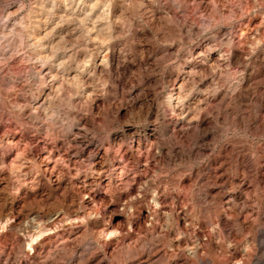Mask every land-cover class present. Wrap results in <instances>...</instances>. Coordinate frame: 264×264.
<instances>
[{
	"label": "clouds",
	"instance_id": "obj_1",
	"mask_svg": "<svg viewBox=\"0 0 264 264\" xmlns=\"http://www.w3.org/2000/svg\"><path fill=\"white\" fill-rule=\"evenodd\" d=\"M244 33L264 0H0V264L264 261V64L178 86Z\"/></svg>",
	"mask_w": 264,
	"mask_h": 264
},
{
	"label": "rangeland",
	"instance_id": "obj_2",
	"mask_svg": "<svg viewBox=\"0 0 264 264\" xmlns=\"http://www.w3.org/2000/svg\"><path fill=\"white\" fill-rule=\"evenodd\" d=\"M10 14H11V19L13 21H15L17 19V14L23 15L22 12L17 13V7L15 5L10 10ZM249 27H252V25H249ZM220 31L222 33H224V32H227L228 29L225 27L223 29H220ZM253 34H254V36H256L255 33H252V36H253ZM247 37H248L247 42L241 41L240 46L238 48L232 47L231 55L227 59V61L230 62L229 63L230 66H227L226 68H222L223 69L222 71L220 69H219V71H217L218 69L215 68L213 66V64H214L216 58L221 56V54L224 55V51L227 50V45H228L227 40H225V49L224 50L217 48L214 51H208L210 46L212 47V44H208L207 42H205L204 44L199 45V46H198V42L191 44L184 52H181V60L177 61V63L179 64V67H180L179 75L181 76V80L179 81L178 86L182 85L186 78L192 76V75H190V74H193L191 71L193 69L192 67H194V68L198 67V68H195V70H194V72H198V73H195L196 74V76L194 78L195 80H200V74H206V70H210V69L212 71L213 70L215 71V69H217L216 70L217 73L215 74V72L213 71V74L216 75L217 77L220 76V78H223V79H227L229 75L235 76V70H234L235 69L234 68L235 63L234 62L237 59H243L244 57H249V59L251 61V63L249 64L250 68H259V66L261 64H264V40L260 39L259 36H256V38L254 40L251 37H249L248 35H247ZM214 43H215V41H213V44ZM164 47H166L169 50V53L171 54V52L175 51V49L178 46L177 45H165ZM206 52H207V55H205ZM200 54H202V56ZM208 63H209V65H208ZM200 64H201V66H200ZM210 65L212 67H210ZM213 68H215V69H213ZM211 80H212V77L209 76V77H207V79L202 80L200 85H198V86L203 87L204 84H208ZM212 87L214 88L215 85H212ZM46 156H47V153H45L44 156L41 157V159H43ZM57 158H58V154H57ZM96 159L98 161H100V157H97ZM53 166H54V163L51 161L47 165L48 168H53ZM102 179H103V177H102ZM84 182H85V180H84L83 175L72 180V184L77 185V186H79L81 183H84ZM86 182L91 183V178H89ZM64 183H65V188H67L68 187V180L65 179ZM61 190L63 191L64 189H61ZM74 195H75L74 193L69 194L68 197L70 199H68V202L71 201V197H73ZM84 203L87 204L88 200L85 199ZM258 264H264V261H258Z\"/></svg>",
	"mask_w": 264,
	"mask_h": 264
},
{
	"label": "bare ground",
	"instance_id": "obj_3",
	"mask_svg": "<svg viewBox=\"0 0 264 264\" xmlns=\"http://www.w3.org/2000/svg\"><path fill=\"white\" fill-rule=\"evenodd\" d=\"M244 36H246L247 37V33H244L243 34ZM253 36H254V34H253ZM248 40V39H247ZM228 44V43H227ZM209 48V47H208ZM207 48V49H208ZM210 48H211V46H210ZM202 53V52H201ZM207 53V52H206ZM203 54V53H202ZM202 54H200L201 56H202ZM219 56V55H218ZM222 54H221V56H219V57H217L216 58V60H215V62H214V64H213V66L215 67V68H217V69H215V68H213V69H215V74L217 73V71H219V69L222 71L223 69L222 68H226L227 66H230V62H228L227 60H222ZM214 57V56H213ZM212 57V58H213ZM213 60V59H212ZM205 62V61H204ZM208 65H209V63H208ZM199 66V65H198ZM200 66H201V64H200ZM207 66V65H206ZM211 66V65H210ZM212 67V66H211ZM193 69L191 70L192 71V73H198V72H194V70H195V68H198V67H192ZM210 68V67H209ZM235 68V67H234ZM207 69V68H206ZM197 70V69H196ZM211 70V69H210ZM217 70V71H216ZM227 70V69H226ZM203 71V70H202ZM212 71V70H211ZM219 74V73H218ZM190 75H192V74H190ZM221 75V74H220ZM220 77V76H219ZM97 158V157H96ZM94 159L92 162L95 164V168H96V170L97 171H99L100 169H101V161H98L97 159ZM50 163V162H49ZM48 163V164H49ZM73 165L74 164H76L77 163V160H76V158H73V160H72V162H71ZM55 167H56V164L54 163V166H53V168L52 169H55ZM54 178H57V177H54ZM58 183H61L62 184V189H66L65 188V183H64V181H59L58 180ZM74 185V184H73ZM85 195H87V192H86V190H85V193H84ZM69 196V195H68ZM72 196V195H71ZM72 198L73 197H71V200H72ZM68 199H70L69 197H67V199H66V201H65V203L66 204H71V201L70 202H68Z\"/></svg>",
	"mask_w": 264,
	"mask_h": 264
}]
</instances>
